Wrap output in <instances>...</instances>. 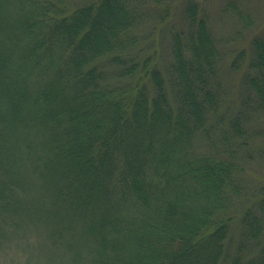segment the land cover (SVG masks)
<instances>
[{
	"label": "trees",
	"instance_id": "trees-1",
	"mask_svg": "<svg viewBox=\"0 0 264 264\" xmlns=\"http://www.w3.org/2000/svg\"><path fill=\"white\" fill-rule=\"evenodd\" d=\"M168 1L0 0V264H264V183L250 195L232 146L250 119L220 114L207 13L185 1L167 56L141 48ZM249 68L264 118V36Z\"/></svg>",
	"mask_w": 264,
	"mask_h": 264
},
{
	"label": "rangeland",
	"instance_id": "rangeland-1",
	"mask_svg": "<svg viewBox=\"0 0 264 264\" xmlns=\"http://www.w3.org/2000/svg\"><path fill=\"white\" fill-rule=\"evenodd\" d=\"M187 0H169L168 4H150L148 11L154 18L150 26L141 30V36L145 35L148 45L143 42L141 48L149 53L164 59L168 54L170 27L179 22V11L182 4ZM202 9L207 13L208 26L213 36L218 40V46L223 53V60L219 67V79L226 88V93L221 103V116L224 119L231 117L239 111V122L242 126L249 128L246 132V143H233L232 146L239 147L238 153L245 164V188L250 192L264 183V118L260 117L256 110V94L250 93L246 84V75L250 72V59L252 56L253 39L256 36H264V0H197ZM171 10L169 18L162 23L161 15L157 12ZM250 17L251 25L244 28L246 20ZM161 22V24L159 23ZM159 24V25H158ZM157 26V27H156ZM156 27V28H154ZM153 28V29H152ZM152 29V30H151ZM151 30V31H150ZM150 31V32H149ZM241 32V33H239ZM236 60V65L232 62ZM217 142L210 141L206 135L199 136L198 145L202 151L208 149L216 150L220 132H212V138ZM223 145L218 150H223ZM241 204L236 205L233 210L235 218L230 226L228 243L232 248L236 247L242 235V221L240 219Z\"/></svg>",
	"mask_w": 264,
	"mask_h": 264
}]
</instances>
